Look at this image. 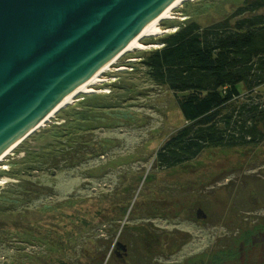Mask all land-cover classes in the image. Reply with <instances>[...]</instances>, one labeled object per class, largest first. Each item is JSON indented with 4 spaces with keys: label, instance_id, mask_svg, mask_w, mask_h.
<instances>
[{
    "label": "rangeland",
    "instance_id": "374dc122",
    "mask_svg": "<svg viewBox=\"0 0 264 264\" xmlns=\"http://www.w3.org/2000/svg\"><path fill=\"white\" fill-rule=\"evenodd\" d=\"M243 1H184L161 22L169 31L102 77L116 82L77 95L0 160V264H264V229L252 231L264 224V142L156 167L185 122L140 64L173 28L207 26ZM247 231L249 244L222 250Z\"/></svg>",
    "mask_w": 264,
    "mask_h": 264
},
{
    "label": "trees",
    "instance_id": "16d2710c",
    "mask_svg": "<svg viewBox=\"0 0 264 264\" xmlns=\"http://www.w3.org/2000/svg\"><path fill=\"white\" fill-rule=\"evenodd\" d=\"M158 42L161 47L146 51L140 64L151 82L172 92L185 124L158 148L156 167L186 163L207 148L264 142V0H244L207 26L188 21ZM85 118L78 114L75 121ZM261 224L252 231L264 229ZM249 235L222 250L249 244Z\"/></svg>",
    "mask_w": 264,
    "mask_h": 264
},
{
    "label": "water",
    "instance_id": "95a60500",
    "mask_svg": "<svg viewBox=\"0 0 264 264\" xmlns=\"http://www.w3.org/2000/svg\"><path fill=\"white\" fill-rule=\"evenodd\" d=\"M176 1L0 0V152L64 108Z\"/></svg>",
    "mask_w": 264,
    "mask_h": 264
},
{
    "label": "bare ground",
    "instance_id": "6f19581e",
    "mask_svg": "<svg viewBox=\"0 0 264 264\" xmlns=\"http://www.w3.org/2000/svg\"><path fill=\"white\" fill-rule=\"evenodd\" d=\"M184 1H194V0H177L176 2H174L173 4L168 6L156 18H154L137 36H135L119 54H117L113 59L108 61L93 76H91L88 80H86L81 85V87L74 93V95L67 100L66 104L71 103L72 100L75 99L77 97V95H79L80 93H85V94L94 93L95 91L92 87L93 85H96V84H99L102 82L108 83V81L106 79H102L103 75L108 70H110V68H112L114 66V64L121 57H123L125 54H127L128 52H132L134 50L146 48L147 46H145L144 44L141 43L142 39H144L146 37L157 36L159 34H163L167 31H169V30H162L160 27V24L165 19H175V16L173 15V11L176 7H178ZM187 18L188 17H183L184 20ZM176 30H177V28H175V29L173 28L171 33L175 32ZM123 69H124V67H119L116 70L120 71ZM114 82H116V79L111 80V82H109L108 84H112ZM110 92H111V90L107 89V93H110ZM53 115L54 114H51L45 120L41 121L38 127L40 128L41 126H44V124L47 121H49L53 117ZM21 141H22V139H17L13 143H11L9 146H7L4 150H2L0 152V160H2L6 155H8ZM4 169H6V167ZM2 182H4V179H0V185L2 184Z\"/></svg>",
    "mask_w": 264,
    "mask_h": 264
}]
</instances>
